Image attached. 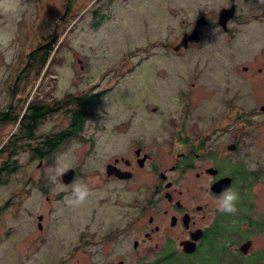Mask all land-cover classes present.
Masks as SVG:
<instances>
[{
    "label": "rangeland",
    "instance_id": "1",
    "mask_svg": "<svg viewBox=\"0 0 264 264\" xmlns=\"http://www.w3.org/2000/svg\"><path fill=\"white\" fill-rule=\"evenodd\" d=\"M232 1L240 6L239 13L243 12L245 18L234 25L231 40L235 46L231 49L224 41L226 32L218 22V15ZM203 12L214 22L202 24L204 38L199 46L174 52L160 45L162 41L179 40ZM263 31L264 0H0V113L11 105V115L18 111L22 114L26 108L24 98L62 103L55 109L58 112L38 121L31 146L36 147L47 132L66 124L68 111L79 107L76 102L69 103L68 98L76 96L77 101L80 95L93 90H99L101 95L98 102L85 108L88 126L67 139L57 152L38 156L36 150L24 145L28 139L14 155L7 150L0 152V165L13 159L12 165H16L4 173L0 182V264H47L49 248L56 247L57 233L48 228L36 251V245L29 244L38 220L36 213L48 207V194L64 188L61 170L76 165L100 166L111 156L106 149L113 150V136L107 138L97 129L102 122H113L115 117L123 116L122 109L117 112L115 106L127 99L131 74L143 75L142 82H133L143 85L141 93L143 88L153 87L155 94L169 95L166 103L150 96L148 105L160 103L167 111L163 115L177 119L178 123L181 116L187 117L182 137L189 133L193 139L207 132L211 114H218L225 106L222 99L225 89L214 88L209 76L220 74L223 68L234 69V65L247 64L252 68L264 65V54L259 52L264 40H258L263 38ZM47 41L54 43L48 61L43 67L38 66L40 61H35L25 69L33 62L28 53ZM154 70H159L161 76L157 81L153 80ZM180 70H187L180 74L203 77L192 92L188 111L184 110L185 99L178 98L177 92L172 97L169 92L176 83L173 75ZM17 76L18 90L13 94L11 86ZM233 92L231 89L230 93ZM247 116L250 119L247 125L252 130H247L244 145L252 164H264V134L255 139L249 137L255 133L253 126L258 115L247 113ZM12 118L13 115L0 122V146L14 131L18 132L19 122ZM178 127L175 125V131ZM233 127L232 124L231 130ZM86 180L78 179L72 186L75 192L63 196L61 202L69 205L61 208L62 215L75 213L85 218L88 214L92 227L100 226V218L103 225L114 219L120 222L123 204L131 192L113 186L88 185ZM78 186L86 189L83 198H77ZM170 264L202 263L197 258L183 257Z\"/></svg>",
    "mask_w": 264,
    "mask_h": 264
},
{
    "label": "flooded vegetation",
    "instance_id": "2",
    "mask_svg": "<svg viewBox=\"0 0 264 264\" xmlns=\"http://www.w3.org/2000/svg\"><path fill=\"white\" fill-rule=\"evenodd\" d=\"M233 3L234 14L223 27L224 41L231 49L235 46L231 40L236 30L234 25L245 18V15L242 18L243 12L239 13L240 6ZM202 14L207 18V25L214 22L206 12ZM198 27L200 38L190 39L186 46L174 47L182 36L175 42L162 41L160 45L174 52L197 47L204 38L203 25ZM258 40H264V36ZM259 52L264 54V44ZM234 67L209 76L214 88L225 89L222 91L225 106L218 114H211L207 132L193 139L189 133L182 137L187 117L181 116L178 123L177 119L163 115L167 111L160 103L148 105L150 96L165 102V92L158 95L153 87H148L141 93L143 85L133 82H142L143 75H130L128 97L115 106L117 112L122 109L123 116L115 117L113 122H102L97 129L107 138L113 136V150L106 149L111 156L100 166H70L75 169L72 180L60 181L64 188L48 194V207L36 213L34 235L29 239V244L36 245V251L48 228L57 233L56 247L49 248L47 264H170L183 257L197 258L202 264H264V164H252L244 145L247 130H252L247 125L250 121L247 113L258 115L253 126L257 129L253 128L256 135L249 137L255 139L264 134V65ZM158 71L154 70V81L161 77ZM183 71L173 75L176 83L169 92L172 97L177 92L178 98L185 99L184 110L188 111L192 92L200 86L203 77L195 73L180 74ZM98 92L80 95L82 100L75 105L82 108L81 118L73 115L79 107L70 109L66 124L57 131L47 132L36 147L30 144L39 123L27 116L22 118L17 129L19 136L16 135L18 148L28 139L24 144L28 148L40 147V151L52 154L55 140L61 142L60 147L71 138V130L76 128L71 123L83 122L74 134L88 126L85 108L98 102L101 96ZM91 97L96 98L93 103L85 100ZM47 104L50 108L62 105L61 102ZM2 121L3 115H0ZM175 125H180L176 131ZM230 144L233 148H229ZM229 178L227 187L234 188L238 198L235 210L225 212L216 205L226 187L216 190L214 186L221 179ZM78 179H87L88 185L113 186L131 192L123 204L120 222L114 219L103 225L100 218V226L92 227L88 214L85 218L75 213L62 215L61 208L69 204L61 200L75 192L72 186ZM17 204L21 209V200ZM188 247L192 250H187Z\"/></svg>",
    "mask_w": 264,
    "mask_h": 264
},
{
    "label": "trees",
    "instance_id": "3",
    "mask_svg": "<svg viewBox=\"0 0 264 264\" xmlns=\"http://www.w3.org/2000/svg\"><path fill=\"white\" fill-rule=\"evenodd\" d=\"M53 49H54V43L53 42H49V41L42 43L41 47L34 48L31 52L28 53V57L31 58L33 62H29L27 64V66L25 67V69L31 67L34 64L35 61H40L38 66L43 67L44 64L48 61L47 59H48L49 55L52 53ZM22 75H20L19 77L22 78ZM13 86L15 87V91L18 90V81H16L15 85L11 86V92L13 90ZM75 99H76V96L68 98L67 101L78 102V101L82 100L81 97H78L77 101ZM85 100L91 101L93 103V101H95L96 98L95 97H91V98H86ZM23 104L26 105V108H25V110H24V112L22 114H21V112L19 113V111L15 112V114H12L13 115L12 120L15 123L16 122H20V120L22 118H24L25 116H27L29 118H33L36 122H38L42 117H44L45 115H48L49 113H51V112L55 111V109H57V107L50 108L48 106V104L46 103V100H40V99H37L36 97L31 99V100H28V101H27L26 98H24V103ZM79 108L75 112V114H73V115H76L75 117H78L77 119L81 118L80 117L81 116L80 112H81L82 108H80V110H79ZM12 109H13V107H11V105H10L8 110H12ZM8 110L3 111V112L0 113L1 115H3V121H5L7 119H10L11 116H12L11 112H9ZM85 116L88 117V113L87 112H86ZM80 123H81V121H79V120L75 121L74 123H71L72 126H76L75 130H73V128H72V130H71L72 131L71 132L72 135L71 136L76 135L74 133H76V131L81 129V126H82L83 122L81 124ZM16 135H17V132L14 131L9 136V138L6 140V142L3 143L0 146V152L3 151V150H7V151H9L10 155H14L17 152L16 150L18 148V144H17V141L15 140V138L17 139ZM60 143L61 142H56V140H55L54 148H53L54 151L53 152H57L58 151ZM40 150H41V148L38 147L37 150H36V155L44 156L46 153L42 152ZM14 162H15V159H13V160H5L0 165V182L3 181V175H4L5 172H9L10 170L14 169V167H16L15 164H13L14 166L12 165V163H14Z\"/></svg>",
    "mask_w": 264,
    "mask_h": 264
},
{
    "label": "water",
    "instance_id": "4",
    "mask_svg": "<svg viewBox=\"0 0 264 264\" xmlns=\"http://www.w3.org/2000/svg\"><path fill=\"white\" fill-rule=\"evenodd\" d=\"M235 4L233 3L231 6H223L220 10H219V15H218V22L222 25V27H226V21L229 17H231L234 14L235 11ZM207 23V18L204 14H202L198 19H197V24L195 27H193V29L190 32H185L182 35V38L180 40L179 43H177L174 47L177 49L179 48L181 45L186 46L188 44V41L190 39H199L200 38V30H199V25L201 24H205ZM38 47H41V45H39ZM18 79V76L16 77V79L14 80L13 85H15L16 81ZM13 91L15 92V87L13 86ZM13 92V94H14ZM229 148H233V146L230 144ZM108 171H112L111 169L109 170V166H108ZM75 172V169L73 167H67L64 170L61 171V178L64 182L69 183L72 180L73 174ZM230 183V178L229 179H221L220 181H218V183H216V185L214 186L216 190H220L222 188H225L228 186V184ZM187 250L191 251L192 247H188L186 248Z\"/></svg>",
    "mask_w": 264,
    "mask_h": 264
},
{
    "label": "clouds",
    "instance_id": "5",
    "mask_svg": "<svg viewBox=\"0 0 264 264\" xmlns=\"http://www.w3.org/2000/svg\"><path fill=\"white\" fill-rule=\"evenodd\" d=\"M85 192L86 189L78 186L76 188L77 198H83ZM237 198L238 194L235 189L232 187H226L218 198L216 206L220 211L232 212L235 210V201L237 200Z\"/></svg>",
    "mask_w": 264,
    "mask_h": 264
}]
</instances>
